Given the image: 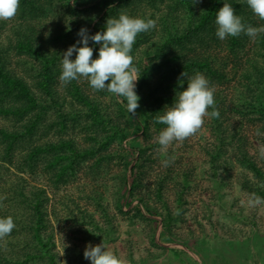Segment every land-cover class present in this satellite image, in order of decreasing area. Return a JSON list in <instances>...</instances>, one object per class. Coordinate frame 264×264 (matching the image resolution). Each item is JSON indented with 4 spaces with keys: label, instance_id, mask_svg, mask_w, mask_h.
Returning <instances> with one entry per match:
<instances>
[{
    "label": "trees",
    "instance_id": "16d2710c",
    "mask_svg": "<svg viewBox=\"0 0 264 264\" xmlns=\"http://www.w3.org/2000/svg\"><path fill=\"white\" fill-rule=\"evenodd\" d=\"M57 1L70 15L71 23H57L51 27L44 24L39 30L33 21L44 17L46 5H52L53 0H45L44 3L41 0H20V16L26 23L16 29L12 47L20 56H25L20 60L29 64L27 75H20L10 67L9 48L0 44V118L15 124L14 127L0 125L1 191L3 183L9 182L4 179V167L14 169L17 177L10 184V192L14 194L11 207L4 203L0 192V217L12 216L16 224L10 235L0 239V264H59L60 254L52 230L50 195L46 186L33 182L26 174L31 177L40 174L58 188L81 169L99 172L103 164L117 154V151L109 153L110 145L127 139L130 121L125 111L126 100L121 98L120 102L116 95L117 103L112 110L111 105L92 97L73 80L67 87L71 110L58 111L65 106L68 97L60 101L56 90L62 71V50L52 51L50 48L53 44L67 45L71 41L76 44L81 28L95 34L104 30L108 18L118 17L120 13L157 21L154 29L137 36L131 52L140 77L136 90L141 97L139 104L145 122L140 128L142 147L137 150L136 163L131 168L134 180L130 193L143 184L146 170L153 162L150 150L160 146L151 140L153 128L161 130L165 125L155 118L163 115L165 107H170L177 92L187 88V78L181 74L186 72L192 76L202 73L215 87L216 84H225L230 78L228 67L232 64V70L241 74L233 107L227 97L215 89V104L209 108V112L218 110L220 113L219 117L210 115V124L218 142L212 154L213 160H218L227 145L234 146L236 160L257 180H244L242 187L252 196L264 197V164L260 165L250 152L248 137L231 130L227 123L228 114L232 112L261 122L260 130L264 132V31L255 38L241 34L220 40L215 35L216 12L224 3L232 4L246 24L264 28V20L253 14L246 0ZM98 49L96 45L93 58L98 56ZM222 50H226L224 56H220ZM73 56L75 58V54ZM53 108L56 109V118L51 120ZM70 116H73L74 123L85 118L83 127L87 145L71 137L35 142L44 125L48 131L55 128L58 132L66 131ZM125 164L127 171L130 163ZM215 164L213 168L218 169ZM190 174V171L185 172V187L190 185ZM124 180H127V174ZM164 181L159 179L155 194L165 208L164 224L168 228L175 217L163 193ZM179 199L183 200V194ZM146 205L150 210L149 204ZM88 223L94 226L93 230H88L89 235L102 237L95 232L101 228L91 215ZM80 259L86 264L84 256Z\"/></svg>",
    "mask_w": 264,
    "mask_h": 264
},
{
    "label": "rangeland",
    "instance_id": "374dc122",
    "mask_svg": "<svg viewBox=\"0 0 264 264\" xmlns=\"http://www.w3.org/2000/svg\"><path fill=\"white\" fill-rule=\"evenodd\" d=\"M41 1L44 3L45 0ZM90 8H87L88 11H92ZM20 13L18 10L14 17L0 20V44L9 48L10 67L20 75H27L29 64L20 60L25 59V56H20L12 47L16 29L26 23ZM69 17L60 2L53 0L52 5H46L44 17L34 19L33 22L41 30L44 24L47 27L57 23L70 24ZM73 44L71 41L67 45L50 46L52 51L58 48L62 50L61 68L62 55ZM225 52L226 50H222L220 56H224ZM72 59H75L74 56ZM230 65V78L225 84H216L214 88L219 89L233 107L241 74L232 70ZM108 82L110 81L106 83ZM77 83L92 97L111 105L112 110L116 106L115 94L92 88L89 80L84 77ZM68 86L69 83L58 79L56 90L60 101L68 97L65 106L58 109L59 112L71 110ZM118 101L122 102V99L119 98ZM54 110L56 109L50 111L51 120L56 118ZM125 111L130 121L126 132L127 139L123 142L114 141L110 145L109 153L117 151L118 155L113 154L99 172L92 173L86 168L81 169L58 188L40 174L32 177L26 174L33 182L46 186L50 195L49 207L52 230L60 254L59 264H83L80 257L84 256L85 248L89 244L95 246L104 243L107 250L121 258L123 264L171 262L175 257L174 253L183 257L185 264H238L240 248L244 249L246 255H253L251 246H264V202L250 203L254 196L241 185L244 180H257L253 173L236 160L237 154L232 145L226 146L217 161L213 160L212 154L218 142L210 124V115L205 117L202 127L188 138L174 141L166 149H161L160 146L151 149L153 162L146 170L143 184L131 194L130 187L134 180L131 168L136 163L137 150L142 147L140 128L145 120L141 116L140 104L135 115L129 114L127 109ZM228 117L230 129L248 137L250 152L263 165L264 132L260 130L261 122L232 112ZM84 123L85 118L74 123L73 116H70L69 127L64 132H58L57 128L48 131L44 125L41 132L43 135L38 134L35 142L71 137L87 145ZM0 125L14 127L15 124L0 118ZM161 130L153 128V142H157ZM128 162L130 167L126 171L125 163ZM214 164L218 166V171L213 168ZM186 171L191 172L189 187L183 186ZM3 172L4 179L9 182L3 183L0 192L4 203L11 207L14 194L10 192V184L17 177L14 169L8 170L4 167ZM125 174L127 180H124ZM161 178L165 180V199L175 217L168 228L164 224L165 208L155 194L157 182ZM180 194H183L182 201L179 199ZM89 215L97 221L101 229H96L95 232L102 237L89 235L88 230H93L94 227L88 223ZM175 249L183 250L189 256L181 251H174ZM85 261L86 264H91L90 260Z\"/></svg>",
    "mask_w": 264,
    "mask_h": 264
},
{
    "label": "clouds",
    "instance_id": "9594fccd",
    "mask_svg": "<svg viewBox=\"0 0 264 264\" xmlns=\"http://www.w3.org/2000/svg\"><path fill=\"white\" fill-rule=\"evenodd\" d=\"M246 3L254 15L264 20V0H246ZM19 6L20 0H0V20L14 17ZM156 24L157 21L151 18L120 13L118 17L108 18L104 30L95 34H89L87 28H81L78 32L80 39L62 55L59 79L70 83L81 77L87 78L92 88L106 90L126 100L127 112L135 115L141 99L136 90L140 77L131 52L137 36L154 29ZM214 24L215 35L220 40L241 34L255 38L259 32L264 31V28L246 24L230 3H224L216 12ZM96 45L99 46L98 56L93 58ZM74 54L75 59H72ZM181 75L187 78V88L177 92L170 107H165L163 115L155 118L158 123L165 125L157 137L161 149L196 133L206 116L220 115L218 110L209 112V108L215 104V88L210 80L202 73L188 76L184 72ZM183 83L184 80H180L181 87ZM262 202L264 197L259 196H254L250 201L255 204ZM15 227L12 216L0 217V239L10 235ZM84 258L90 260L91 264H123L121 258L107 250L104 243L95 246L89 244L85 248Z\"/></svg>",
    "mask_w": 264,
    "mask_h": 264
},
{
    "label": "crops",
    "instance_id": "0c3cea01",
    "mask_svg": "<svg viewBox=\"0 0 264 264\" xmlns=\"http://www.w3.org/2000/svg\"><path fill=\"white\" fill-rule=\"evenodd\" d=\"M236 244V243H235ZM234 244V245H235ZM240 244V243H239ZM240 247V246H239ZM251 249H252V254L253 255H246L244 253V249H241L240 248V260L238 261V264H264V246H258L257 248L256 247H253L251 246ZM174 251H179V249H175ZM173 251V253H174ZM182 253L188 255L187 252L185 251H182ZM229 256H230V253H228ZM174 258H172L171 262H165V263H161V264H185V261L183 257H181L180 255H176L174 253ZM189 256V255H188ZM250 257V258H249ZM176 258V259H175ZM191 259V257H190ZM182 261V262H181ZM193 261V260H192ZM197 261V260H196ZM160 262V261H159ZM201 264H204L203 262H201Z\"/></svg>",
    "mask_w": 264,
    "mask_h": 264
}]
</instances>
